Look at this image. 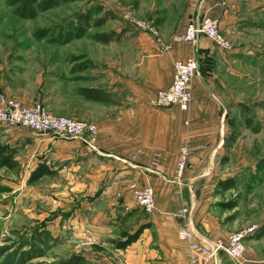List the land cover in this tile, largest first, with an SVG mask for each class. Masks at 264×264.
Segmentation results:
<instances>
[{
	"label": "crops",
	"instance_id": "0c3cea01",
	"mask_svg": "<svg viewBox=\"0 0 264 264\" xmlns=\"http://www.w3.org/2000/svg\"><path fill=\"white\" fill-rule=\"evenodd\" d=\"M138 6L143 16L155 20L165 40L183 32L191 20L205 15L217 19L222 33L234 42L249 41L253 38L249 34L264 30V0H140ZM127 28L121 27L114 35L119 40L132 39L130 50L112 57L108 52L91 55L89 63L75 68L77 75L57 83L58 91L47 93L44 101L39 92L32 99L13 91L9 83L0 87V92L15 96L24 105L42 103L57 115L95 123L99 129L97 149L86 147L81 141L61 140L0 123V158L9 156L17 164L24 150L31 161L34 156H41L36 162L47 166L55 163L53 160H74V169L79 170L76 181L87 196L86 203L107 204L105 211L94 213L95 224L82 216L77 228L85 233L101 234L104 226L115 221L120 207L127 220L141 214L130 185L136 182L139 187L152 186L156 208L151 214L137 217L132 231H124L134 234L142 228L137 240L118 248L121 264H192L193 252L178 236L186 219L199 243L226 239L234 230L217 212V196L223 188L230 190L243 180L226 175L216 156L224 154L225 138L233 135L226 128L229 111L232 107L240 109L249 100L235 94L220 69L227 67L231 75L236 74L233 64L247 53L248 47L239 45L240 48L227 52L200 36L195 44L176 43L171 51L159 53L150 34L137 32L131 36ZM205 54L212 57L216 68L199 71L193 78L187 111L176 106L151 105L157 91L171 85L174 61L194 56L200 62ZM89 94L98 99L89 98ZM184 144L197 150L178 183L176 164ZM141 150L144 152L140 154ZM158 154L162 161L154 166ZM154 168L163 173L154 172ZM182 208L189 209L186 219L179 216ZM257 225L259 228L246 240L244 264H264V219ZM197 261L234 264L226 255L205 259L197 254Z\"/></svg>",
	"mask_w": 264,
	"mask_h": 264
},
{
	"label": "rangeland",
	"instance_id": "374dc122",
	"mask_svg": "<svg viewBox=\"0 0 264 264\" xmlns=\"http://www.w3.org/2000/svg\"><path fill=\"white\" fill-rule=\"evenodd\" d=\"M139 2L75 0L38 11L34 18H24L16 13L17 5L11 0H0V87L9 83L13 91L32 99L35 92H39L38 96L44 101L47 93L58 91L57 83L77 75L75 68L89 63L91 55L108 52L112 57L131 49L128 44L132 39L129 37L119 40L114 35L109 43L95 38L97 33H115L123 26H128L131 36L143 32L127 23L126 15L129 14L149 21L163 41H170L164 39L154 19L139 12ZM97 7L102 10L98 11ZM88 11H92L94 20L109 16L108 20L102 26L90 27L84 36L70 43L50 40L79 23V16ZM40 31H45L42 38ZM223 35L235 50L236 46L240 48L239 45L248 47L247 53L233 64L236 74L231 75L227 67L220 69L235 94L249 100L240 109L232 107L229 111L226 128L233 135L225 138L224 154L216 156L226 175L243 180L230 190L223 188L217 196L220 204L217 212L234 233L264 219V30L249 34L253 38L243 42H234ZM207 68L214 70L216 63L205 54L200 57L197 74ZM17 90H21L20 93ZM0 95L15 99L5 92ZM48 135L66 141H80ZM143 152L141 150L140 154ZM27 154L22 150L21 162L13 167L0 166V264H121V252L114 243L122 241V233L132 231L137 225V217H144L145 212L141 210V214L127 220L120 207L115 221L104 226L101 234L85 233L77 228L82 216L93 222L94 213L105 211L107 204L86 203L87 196L83 195L84 190H80L79 181H76L79 170L75 171L77 164L74 160H53L55 163L47 166L36 162L42 159L41 156L36 155L31 161ZM156 159L160 165L162 155H156ZM41 164L52 173L38 179L31 178ZM154 172L163 173V170L154 168Z\"/></svg>",
	"mask_w": 264,
	"mask_h": 264
},
{
	"label": "built area",
	"instance_id": "2783aa9c",
	"mask_svg": "<svg viewBox=\"0 0 264 264\" xmlns=\"http://www.w3.org/2000/svg\"><path fill=\"white\" fill-rule=\"evenodd\" d=\"M127 23L134 29L151 33L157 43L159 53L169 52L176 43H197L200 36H206L214 47L227 52L235 50L222 34L217 19L205 15L199 20H191L186 29L176 34L170 41H163L156 29L152 28L149 21L126 15ZM173 80L169 87L160 89L151 100V105L159 108L179 107L187 111L192 100L193 78L199 70V60L192 56L186 60H176L173 64ZM0 123L9 127L20 126L39 134H51L66 139L80 140L91 149H97L98 126L89 121L75 120L68 116L56 115L48 111L41 103L27 106L20 101L0 95ZM199 149V148H198ZM197 148L190 145H182L176 164V181H182L184 172L188 166L190 156ZM137 159V158H136ZM156 159L154 166H158ZM133 198L137 205L147 214L153 213L156 208L154 189L150 185L139 187L136 182L130 185ZM188 209L184 208L179 216L185 218ZM186 219V218H185ZM258 225H252L246 229L231 233L224 240L221 238L199 243L196 233L186 221L179 228L178 236L188 243L193 252L192 264H198L197 254L205 259H220L221 255L229 257L234 264H244L246 252V240L258 229Z\"/></svg>",
	"mask_w": 264,
	"mask_h": 264
},
{
	"label": "trees",
	"instance_id": "16d2710c",
	"mask_svg": "<svg viewBox=\"0 0 264 264\" xmlns=\"http://www.w3.org/2000/svg\"><path fill=\"white\" fill-rule=\"evenodd\" d=\"M75 0H11L12 4L16 6V13L19 16L24 18H34L38 11H45L50 8L59 6L62 3H68ZM98 11L102 10V7H97ZM109 16H104L101 18L93 19L92 11H88L79 16V23L75 25H71V28L65 33H60L57 37H53L50 39L52 42L67 44L76 38H81L85 35L87 30L92 26H102L108 20ZM92 20L94 22L92 23ZM40 38L45 36V31H40ZM95 38L103 43H109L114 38V33H97ZM80 58V57H77ZM89 98L98 99L93 94L88 95ZM16 163L9 156L1 155L0 158V166L4 167H13ZM52 173V170L48 169L46 165H39L37 169L33 172L31 178L38 179L43 175ZM142 232V228L137 230L134 234H128L127 232H123L122 235L126 238L125 241H115L119 248H125L130 245L133 241L137 240L140 233Z\"/></svg>",
	"mask_w": 264,
	"mask_h": 264
}]
</instances>
